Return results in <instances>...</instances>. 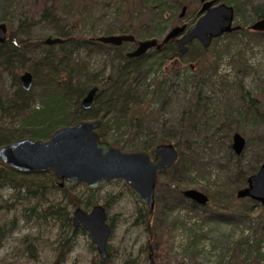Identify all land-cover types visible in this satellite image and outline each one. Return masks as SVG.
<instances>
[{"label": "rangeland", "instance_id": "rangeland-1", "mask_svg": "<svg viewBox=\"0 0 264 264\" xmlns=\"http://www.w3.org/2000/svg\"><path fill=\"white\" fill-rule=\"evenodd\" d=\"M223 1L229 4L227 0H218V2ZM235 1L238 2L229 4L233 9L235 6L239 8L240 18H234V23L247 27L256 20L255 15L250 10L248 2ZM180 2L186 6L184 16L179 18L182 6L175 9V17L170 15L173 12L171 10L169 20L163 22L162 26L166 28L161 34L156 35L158 30L150 21L148 14L141 19L136 18L131 24L135 39L144 40L153 37L160 40L175 25L185 23L191 26L199 17L201 3L199 0H180ZM253 3L264 4V0H253ZM30 10H32L31 15L35 13L34 19L37 20L40 8ZM101 12L105 13L103 17L105 19L95 23V27L109 23L116 14V8L115 6L103 8ZM90 27L91 25L89 29ZM54 28L53 22L38 21L36 26L30 29L29 38L34 42L37 39H46L53 35ZM214 46L215 52L211 46L204 54L203 47L198 41H193L188 46V51L181 55L180 61L175 59L164 67L172 88L165 105H158L156 99L151 100V104L155 107H153L155 109L153 115L156 116L152 119L153 127L150 129L153 134L159 131L157 123H162L164 120L168 123L177 121L182 105L189 99L185 97L186 89L192 94L202 93L206 99L205 111L209 110L210 114L206 121L204 120V126L196 132L193 141L200 166L187 175L181 188L201 190L208 197V190H211L214 196L209 197L207 209L201 208L195 213H188L185 208L180 207L167 214L154 213L155 217L163 219V226L159 230L161 238L157 240L156 235L149 233L139 222H135V218L138 217L137 210L145 205L140 204L129 186L123 180L101 182L91 195L95 199L94 204L105 206L107 220L113 228L106 243L109 254L104 264H149V253L152 254L156 264H264V259L260 263L256 260L257 246L252 242L255 240L254 227L258 224L264 227V210L256 201L237 198L233 183L238 172L244 171L247 176L252 175L264 162V141L261 143L259 139V136L264 134V121L260 118V114L264 112V39H244L240 34L223 35L218 37ZM134 47L135 44L132 49ZM56 49L57 46L48 43L25 51L28 59L24 64L25 67L19 70L18 74L28 70L34 78L27 97V103L32 104L34 108L40 106V95L45 91L47 77H50L53 71L52 65L49 64L55 59L53 52H56ZM212 52L217 61L215 65L212 63L214 59L210 57ZM74 58L82 67L89 70L103 66L108 69L111 64L110 55L103 56L96 52L88 54L86 51H80L74 54ZM212 67L215 70H212ZM201 68L208 69V77L200 83L197 82L193 90L190 86L191 77L198 74ZM160 72V69L153 67L146 80H143L145 87L149 85L146 94L148 101L152 94L151 85L160 78ZM185 77L191 80L187 86L182 85ZM2 88L5 93L16 89L12 85ZM250 99L257 100L255 105L260 108L257 112L254 110L253 113L248 114L243 107L250 106ZM239 111L242 112L240 117L237 114ZM230 112L233 114L230 115ZM216 118L219 119L216 126L218 130L213 132L212 123ZM8 120L2 118L6 123ZM122 130H119L116 136L121 143L114 146L126 152L135 151L122 147L129 140L126 136L120 137V132L124 131ZM233 132L241 133L245 139V147L239 155H236L231 147L229 149ZM111 138L112 136L109 135L108 140ZM25 175L32 174L25 173ZM158 180L165 184L169 176L159 174ZM45 181L46 178H43L41 184ZM65 185V193L68 197L62 196L60 190L48 186L44 200L40 198L25 200L22 192L14 194L13 189L7 187L0 190V227L7 230L5 236L0 239V264H90L91 260L100 258L98 250L92 246L94 243L90 240L86 229L83 231L80 225L75 227L77 230L71 232L68 247L59 255L58 240L62 235L70 232L69 228L60 227V220L51 218L49 214L45 215L46 219L43 216L37 219L34 217L35 214L30 215V208L34 205L38 206L36 211L40 212L39 208L60 202L67 206L65 208L71 216L77 207L71 204V196L78 198L79 206L88 212L92 206H84V202L90 197L86 185L81 183ZM211 211H225L230 217L222 221L208 219L205 213ZM260 241L263 245L261 249H264V236ZM261 251L264 253V250Z\"/></svg>", "mask_w": 264, "mask_h": 264}, {"label": "trees", "instance_id": "trees-1", "mask_svg": "<svg viewBox=\"0 0 264 264\" xmlns=\"http://www.w3.org/2000/svg\"><path fill=\"white\" fill-rule=\"evenodd\" d=\"M227 1L229 4L238 2L235 0ZM245 1L248 2L247 4L251 8L250 10L253 11L256 20L264 18V4L253 3V0L251 2L250 0ZM113 6L116 8V14L109 23L95 27V23L102 22L105 19L103 18L105 13L101 12L103 8L107 9ZM180 6H183L180 0H26V2L24 0H0V22H6L8 33L7 40L0 44V146L23 137L47 139L55 129L64 125H74V123L85 119H97L99 124L96 129L99 136L108 140L109 135H111L112 138L109 141L113 145L121 143L116 139V136L119 130L122 129L124 131L120 132V137L126 136V138H129L128 142L122 147L152 151L156 144L163 142L173 144L179 153L178 160L172 168L160 173L163 176H169L168 182L163 184L161 181L156 180L154 210L148 211L146 206H142L137 210L138 217L135 218V222H139L149 233L156 235L157 240L161 238L159 230L163 226V219L158 216L155 217L157 212L167 214V212L177 207L185 208L188 213H195L201 208L203 210L207 209V204H197L189 198H185L181 191L183 190L181 185L187 175L194 168L200 166L199 157H197L196 150L193 147V141L196 132L204 126V120L206 121L210 114L209 110L205 111L206 99L201 92L192 94L186 89L185 97L189 99L182 105L177 121L168 123L167 120H164L162 123H157L159 131L152 134L150 131L153 127L152 119L156 115H153L155 107L151 104V100L156 99L158 105H165L172 84H169V76H167V70L164 67L168 63L174 62L175 59L180 61L181 58L174 47L173 41L164 44L159 51L150 49L143 55L128 57L127 52L132 51V46L135 43L126 42L120 46H112L98 42L95 38L103 35H113L114 33L132 34L134 33V28L131 26L133 21L136 18L141 19L147 14L158 30L156 35L161 34L166 28L162 26L163 22H167L170 15L175 17L174 11ZM36 8H40L38 21L55 23V32L48 38H56L58 41L48 42L57 46L56 52H53L55 59L49 64L52 65L53 71H51L50 77H47L45 91L40 95V106L34 108L32 104L27 103L29 91L21 88L18 71L25 67L24 64L28 59L25 51L34 49L40 44H48L45 43L48 38L37 39L35 42L29 38L30 29L36 26L38 22L34 19L36 17L35 13L31 15L32 10L30 9ZM238 9L235 6V19L240 18ZM171 10L173 12L169 15ZM241 21L243 20L241 19ZM240 25V29L225 33V35L240 34L244 39H264V33L246 30L245 25ZM132 35L134 36V34ZM22 36L28 37L23 38ZM217 39L215 38L210 45V47H213L214 52V42ZM209 48L203 47L204 54ZM110 50L112 54H110ZM80 51H86L88 54L96 52L103 56L110 55L109 61L111 64L108 69L104 66L94 70L84 68L74 58V54ZM210 57L214 59L212 63L217 64L213 52ZM237 57H240L239 54H237ZM153 67H157L161 72L160 78L156 79L151 85L152 94L148 101L146 100V94L149 85L145 87L143 80H146ZM211 69L215 70L213 67ZM207 77L208 69L201 68L198 74L191 77L192 81L188 77L183 78L182 85L187 86L191 81L190 86L194 90L197 86L196 83L204 81ZM6 85L9 87L11 85L15 86L16 89L5 93L2 87ZM94 86H97L98 90L93 104L90 109H83L80 102L85 93ZM256 101L250 99V106L243 107V109L248 114L253 113L254 110L257 112L260 106L255 105ZM149 107L152 108L149 109ZM211 113H213L212 110ZM229 114L232 115L233 113L230 112ZM237 114L240 117L242 112L239 111ZM2 118H8L9 120L6 123L2 121ZM260 118L264 121V112L260 114ZM218 122L219 119L216 118L212 123L213 132L218 130L216 129ZM112 127H114L113 130ZM259 139L263 143L264 134L259 136ZM230 147L231 145L229 149ZM31 174L20 173L0 160V190L7 187L13 189L14 194L22 192L25 200L33 198L44 200L46 187L49 186L60 190L62 196L68 197L65 193L66 185L64 184V187L58 186L57 177L50 171L32 172ZM246 176L247 174L244 171H240L234 177L233 183L236 191L246 184ZM43 178H46V181L41 184ZM95 190L97 189H89L90 197L84 202V206L94 205L95 199L92 198L91 193ZM208 192L209 197L214 196V192L211 190H208ZM70 200L74 207L79 205L78 198L71 196ZM256 205L258 204L256 203ZM36 207L38 208L37 205H34L30 208V215L35 214L34 217L37 219L40 216L46 219L47 214H49L51 218L60 220V227L69 228L70 232L68 231L67 235H62L58 240L57 249L60 255L63 253V249L68 247L67 243L71 239V232L77 230V228H73L72 218H70L69 211L65 208L67 206L58 202L56 205L39 208L40 212L36 211ZM260 207L264 210V206ZM205 217L222 221L228 219L230 215H227L225 211H211L205 213ZM13 226L14 223L12 222ZM80 229L85 231L82 226H80ZM253 232L255 240L252 242L257 246L255 248L256 260L260 263L264 259V253L261 251L264 249H261L263 245L260 241L264 236V227L258 224L254 227ZM6 233L7 230L1 226L0 239ZM92 246L94 247V245ZM104 262H107L106 259L98 258L91 260L90 264H104Z\"/></svg>", "mask_w": 264, "mask_h": 264}, {"label": "water", "instance_id": "water-1", "mask_svg": "<svg viewBox=\"0 0 264 264\" xmlns=\"http://www.w3.org/2000/svg\"><path fill=\"white\" fill-rule=\"evenodd\" d=\"M201 3L197 20L187 26L185 23L171 27L163 38H148L136 40L130 33L103 35L95 38L98 42L112 46H120L126 42L135 43L134 49L127 52L128 57H137L150 49L159 51L161 47L175 41L179 55L186 53L193 41H198L201 47L209 48L211 42L225 33L241 28L234 23L235 12L231 5L218 0H199ZM186 6L181 7L179 18L184 16ZM254 32L264 33V18H258L245 28ZM7 24L0 22V44L7 40ZM58 39H46L45 43L56 42ZM34 78L30 71L19 75L21 88L28 91L32 88ZM97 86L89 89L80 106L90 109ZM96 120H82L74 125H64L54 130L47 139L19 138L0 146V160L7 166L22 173L50 171L58 180V186L64 183H81L89 189H96L101 182L123 180L140 204L153 211L155 204V188L157 177L161 172L170 169L178 160V150L171 143L156 144L151 152L135 150L126 152L109 140H103L98 132ZM231 148L239 155L245 147V139L241 133L233 132ZM185 198L197 204L206 205L208 196L201 190L188 188L181 190ZM239 199L248 198L264 206V162L252 175L247 176L246 184L236 191ZM72 224H79L86 229L90 240L98 250L100 258L108 255L106 243L112 232L107 221L106 209L102 204L92 205L86 212L77 207L72 215ZM149 264H156L152 254H148Z\"/></svg>", "mask_w": 264, "mask_h": 264}, {"label": "flooded vegetation", "instance_id": "flooded-vegetation-1", "mask_svg": "<svg viewBox=\"0 0 264 264\" xmlns=\"http://www.w3.org/2000/svg\"><path fill=\"white\" fill-rule=\"evenodd\" d=\"M187 26H188V25H187ZM170 41H173V43H174V47H175V41H174V40H170ZM188 49H189V48H188ZM187 51H188V50H187ZM187 51H186V52H187ZM146 53H147V52H146ZM80 103H81V102H80ZM103 140H105V139H103ZM149 152H151V151H149ZM173 166H174V165H173ZM173 166H172V167H173ZM172 167H171V168H172ZM168 170H169V169H168ZM165 171H166V170H165ZM161 173H163V172H161ZM159 174H160V173H159ZM159 174H158V176H159ZM57 179H58V178H57ZM157 180H158V177H157ZM57 183H59V180H57ZM66 183H67V182H66ZM66 183H64V184H66ZM64 184L62 185V187H64ZM60 187H61V186H60ZM87 189H89V188H87ZM155 194H156V193H155ZM154 204H155V199H154ZM94 205H95V204H94ZM78 206H79V205H78ZM78 206H77V207H78ZM77 207H76V208H77ZM79 207H80V206H79ZM154 208H155V207H154ZM82 209H83V208H82ZM70 218H71V216H70ZM107 221H108V220H107ZM71 222H72V220H71ZM108 223H109V221H108ZM109 224H110V223H109ZM79 225H80V224H79ZM110 225H111V224H110ZM80 226H81V225H80ZM74 227H78V226H74V225H73V228H74ZM111 227H112V225H111ZM112 229H113V228H112ZM94 247H95V246H94ZM106 247H107V246H106ZM108 254H109V253H108ZM105 258H106V257H105ZM105 258H104V259H105Z\"/></svg>", "mask_w": 264, "mask_h": 264}]
</instances>
